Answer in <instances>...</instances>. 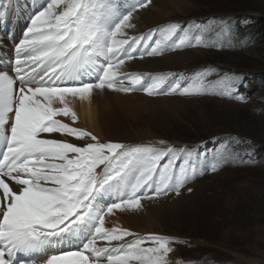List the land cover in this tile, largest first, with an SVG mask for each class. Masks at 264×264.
Listing matches in <instances>:
<instances>
[{
  "label": "snow or ice",
  "instance_id": "1",
  "mask_svg": "<svg viewBox=\"0 0 264 264\" xmlns=\"http://www.w3.org/2000/svg\"><path fill=\"white\" fill-rule=\"evenodd\" d=\"M37 3L39 10L15 45L13 74L0 70V264H35L33 257L53 246L71 250L48 255L42 264H172L176 238L137 237L106 227L105 217L138 213L144 201L179 195L205 170L201 165L198 173L193 150L164 140L157 142L161 146L102 142L58 117L76 123L73 102L90 101L97 91L207 94L214 83L207 79L210 70L183 81L170 80L172 73L124 71L137 52L142 59L173 47L209 46L206 29L172 22L130 36L134 14L152 0H134L129 9L117 0ZM10 8L11 0H0V16ZM233 91L229 82L218 94L232 98ZM57 133L83 143L50 138ZM221 163L217 159L208 167L216 171ZM98 240L107 243L99 246Z\"/></svg>",
  "mask_w": 264,
  "mask_h": 264
},
{
  "label": "rangeland",
  "instance_id": "2",
  "mask_svg": "<svg viewBox=\"0 0 264 264\" xmlns=\"http://www.w3.org/2000/svg\"><path fill=\"white\" fill-rule=\"evenodd\" d=\"M126 1L131 5L134 3V0ZM155 1L139 10L142 12L140 18L134 17L136 26L133 32L137 34L133 36H140L147 30L149 33L172 22L180 23L182 28L194 22L195 26L206 29L205 39L209 46L173 47L161 56L154 55L152 60L167 57L170 62L166 63H176L174 67L164 69L158 66L152 71L135 68L131 71L153 75L172 73L170 80L183 81L203 70H210L207 79L214 83L207 94L193 96H149L142 90L133 91L132 95L118 92L121 93L118 100L122 104L119 110L122 123L114 128L112 138L149 129L159 141L192 149L198 173L201 165L205 166L203 174H196L181 188L179 195L189 198L182 203L180 210L176 207L175 211V205L165 208L163 220L158 225V230L163 232H139L137 237L155 233L176 238L177 242L172 245L174 251L169 255L172 264H264V30L260 25L264 22V0H168L169 10L180 8L169 12L155 5ZM31 2H21L19 17L15 18L20 23L13 31L14 36L0 35V39L9 41L8 49L0 44L8 55L12 54L10 48L15 50V45L23 38L20 29L23 27L24 34L30 26V16L34 15L30 13ZM23 10H26L24 15ZM4 16L14 22L10 10ZM211 18H235L247 27L244 30L252 26L254 34H259L262 39L258 37L256 41L246 42L241 33L224 40L214 38L212 26L207 24ZM183 58L186 64L181 62ZM126 69L124 71L130 72ZM229 82L234 89L232 98L218 94ZM137 93L157 98L151 102L156 107L143 110L144 103ZM236 95H243L245 99L236 100ZM58 118L73 127L92 132L102 142L112 141L90 129L79 115L76 123L70 118ZM65 140H69L68 137ZM148 143L138 140L124 144ZM217 159L222 163L216 171H211L208 166ZM173 194L176 193L162 197L161 203L167 204V198ZM115 213L110 217H115ZM105 224L111 225L112 221L107 220ZM97 243L104 245L103 240ZM53 248L61 251L65 247Z\"/></svg>",
  "mask_w": 264,
  "mask_h": 264
},
{
  "label": "bare ground",
  "instance_id": "3",
  "mask_svg": "<svg viewBox=\"0 0 264 264\" xmlns=\"http://www.w3.org/2000/svg\"><path fill=\"white\" fill-rule=\"evenodd\" d=\"M12 1H15V4H11L10 13H11L12 19H14V22L12 20H7L5 18V16H0V35L8 34V35L14 36L13 31L16 30L19 26L20 21L18 22L15 18L19 17V9H21L20 4L23 0H11V2ZM38 2L43 3V0H38ZM117 3L119 5H121L122 8H124V9H129L131 6V4H129L126 0H119V2H117ZM154 4L155 5L158 4L159 6L163 7L162 9H165L168 12L171 11L173 8L174 9H180V8L173 7L169 10L168 5L170 4V2H168V0H157V1H155ZM31 5L32 6L30 8V13L35 14V12L39 10L37 0H32ZM33 5H34V7H33ZM35 8H36V10H35ZM25 13H26V10H23L22 15H24ZM141 13L138 11L137 13L134 14V17L136 16V17L140 18ZM152 13L153 12H151V14ZM133 23L136 24V21L134 18H133ZM22 28L20 29V33H21V36L23 37ZM23 31H25V30H23ZM127 31H128V34L130 36L137 34L136 31L133 32L134 29H129ZM147 31H149V30H147ZM147 31L143 32L141 35L148 34ZM2 37H3V35H2ZM8 42H9L8 39H2V38L0 39V44L5 49L9 48ZM0 49H1V51H0V70L11 71L12 63L14 62V58H15V50H12L10 48V51L12 54L8 55L9 53L7 54L1 46H0ZM163 55H162V57H163ZM159 56H161V55H159ZM185 57H186V59H188L187 58L188 56H185ZM154 58H155L154 56L145 55L141 59L140 53L137 52L135 54V58L126 63V65H125V67H127L126 70H130V72L134 73V71H131V70H134L135 68L142 69V70L146 69V70L152 71L153 69H156L158 66L162 67L164 69L165 68L167 69V68H169V66L174 67V65H176V63H174V64L166 63V62H170V59H168L167 57L166 58L164 57L162 59L156 58L155 60H152ZM184 61H186V60L185 59L183 61L181 60L182 63ZM160 62H163L164 64H161ZM157 64H159V65H157ZM11 73H12V71H11ZM86 81L91 82L90 80H86ZM121 93H118L117 91H109V90H104L103 92L97 91L93 95V97L91 98L90 101H84V102H81L78 100L74 101L73 107H74L75 111L77 112V115H79L83 118L84 123L90 129L97 131L100 134H103L104 137L107 138V140L109 139V140H112L114 142H120V143H126V144L130 143V142L138 141V140H140L141 142L146 140V142H150V143L158 145L157 142L159 140L155 139L157 137L152 135L151 131L149 129L148 130H140L139 133H136V134H131V135L126 134L124 136L118 135L119 136L118 138H112L114 128L116 126H120L122 123V116L119 112L120 108L122 107V104L119 103V100H118L119 94H121ZM130 95H132V93ZM136 95H138L140 97L139 99L142 100L144 103L141 106V108L143 110L154 109L156 107V105H154L151 102L157 100V98H154V97L150 98L147 96L145 97V96H142L138 93ZM66 137H68V136H66ZM50 138L63 139V138H61V136L59 134H51ZM68 139H69L68 140L69 142H74V143H78L81 145L83 143V141H77L73 137H68ZM115 139H118V141H116ZM188 198L189 197L185 196L184 194H182V196H181V194L180 195H177V194L174 195L173 194L167 198V200H168L167 204L168 205L161 203V198L158 200H155V201H144L143 203L146 204L147 207L144 206L143 210L138 212V213L116 211L117 214L115 213V217H110V215H107L105 217V222L107 220H110V221H112V224L111 225L105 224V226L110 227V228L114 227V226H118V227H122L124 229L131 230L133 233H139V232L145 233L148 231L163 232L162 230L160 231V229L158 230V228H159L158 225L160 226V222L163 220L162 215L164 214L165 208L167 206L175 205L174 210L176 209V207H178V209H179L181 207V205H183L182 203H184V201ZM126 239H129V238L127 237ZM106 243L107 242L104 241V245ZM113 243H115V242H113ZM104 245L100 244V246H104ZM64 250H71V249H69L68 247H65ZM58 252H59V250H56L55 248L52 247L46 253L38 255V256H34L33 259L35 260V264H42L43 260H45L48 255L57 254Z\"/></svg>",
  "mask_w": 264,
  "mask_h": 264
},
{
  "label": "trees",
  "instance_id": "4",
  "mask_svg": "<svg viewBox=\"0 0 264 264\" xmlns=\"http://www.w3.org/2000/svg\"><path fill=\"white\" fill-rule=\"evenodd\" d=\"M228 21H231V23H228ZM208 25L211 24L212 26V36L215 38L217 37L218 39H227V38H233L234 34H243V38H245V41L246 42H250L251 40H258V37L259 39H262V37L258 34H254L255 33V30H252V26L250 27V29H245L244 28H247L245 25H241L239 23V21L235 18H231L230 20L226 19H221V20H213V18H211L210 20H208L207 22ZM262 29L264 30V22H261L260 23ZM240 27V28H239ZM243 28V29H242ZM241 29V30H240ZM259 33V31H258ZM264 36V31H263V34ZM255 37V39H254ZM240 37H238L237 39H239ZM264 38V37H263ZM236 75H238L237 73H235Z\"/></svg>",
  "mask_w": 264,
  "mask_h": 264
}]
</instances>
